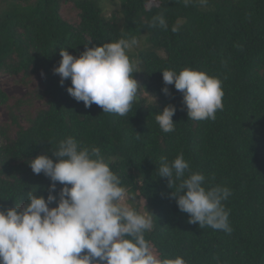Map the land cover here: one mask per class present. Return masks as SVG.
<instances>
[{
	"label": "trees",
	"instance_id": "obj_1",
	"mask_svg": "<svg viewBox=\"0 0 264 264\" xmlns=\"http://www.w3.org/2000/svg\"><path fill=\"white\" fill-rule=\"evenodd\" d=\"M104 1L0 0V107L7 112L0 122V208L28 203L30 191L46 198L51 181L34 174L29 161L40 154L55 160L59 142L72 136L100 147L126 194L146 200L154 222L146 239L162 258L264 264V0H119L110 10ZM158 14L167 30L151 26ZM132 37L145 41L133 75L164 105L137 97L125 116L86 108L68 93L71 79L61 84L53 71L60 49L79 56L86 46ZM186 67L222 81L224 107L215 120H190L174 84L168 95L162 91V70ZM6 77L29 91L9 95ZM169 104L175 130L165 133L155 117ZM181 153L206 188L230 189L223 204L231 233L190 224L178 208L171 193L179 181L171 189L158 167L161 157L171 162Z\"/></svg>",
	"mask_w": 264,
	"mask_h": 264
},
{
	"label": "clouds",
	"instance_id": "obj_2",
	"mask_svg": "<svg viewBox=\"0 0 264 264\" xmlns=\"http://www.w3.org/2000/svg\"><path fill=\"white\" fill-rule=\"evenodd\" d=\"M177 2L188 6L193 0ZM197 2L206 5L208 0ZM151 26L168 28L162 14L152 18ZM171 31L178 32L179 25ZM138 44L135 37L120 38L86 46L79 56L63 48L53 71L61 84L71 79L68 93L86 108L95 104L103 113L125 116L140 89L129 55ZM162 77L164 94L170 93L168 86L173 84L183 94L190 120H215L223 109L224 91L218 77L187 67L179 72L162 70ZM175 111L169 104L156 115L163 132L175 130ZM53 155L55 160L40 154L29 161L34 174L50 179L47 197L30 191L28 203L0 208V264H187L180 256L162 258L154 251L145 235L153 229L152 215L124 202L126 188L100 147L68 136ZM158 175L168 179L171 189L179 181L171 196L180 211L189 215L188 223L231 233L229 211L223 204L230 189L206 188L205 176L190 171L182 153L171 162L161 157ZM57 184L62 185L58 195Z\"/></svg>",
	"mask_w": 264,
	"mask_h": 264
},
{
	"label": "rangeland",
	"instance_id": "obj_3",
	"mask_svg": "<svg viewBox=\"0 0 264 264\" xmlns=\"http://www.w3.org/2000/svg\"><path fill=\"white\" fill-rule=\"evenodd\" d=\"M151 3H155V1L153 0ZM103 5L106 7L107 9H112V8H117L119 6V0H105ZM143 43H145L144 39H142L141 41H139L138 46L134 47L129 53L132 56V60L133 63L135 65V69L137 66V53L139 51V49L141 47H143ZM137 81L140 84V89H139V93L137 95V97L139 98H143L145 101H147L148 103L154 104V105H164L163 101L155 96L152 95L150 93H148L142 86H141V79H140V75H135L134 76ZM2 87L4 88V90L11 96L14 97H22L25 95V93H27L29 90L28 88H26L25 86H22L20 84H15L12 82L11 78L6 77L3 80V83L1 84ZM7 118V112L0 107V122H4ZM124 202L131 205H135L137 207H139L143 212H146L147 209V202L146 200L142 197V196H136L134 194L131 193L130 194H126ZM154 247V246H153ZM154 251H156V249L154 248ZM157 252V251H156Z\"/></svg>",
	"mask_w": 264,
	"mask_h": 264
}]
</instances>
